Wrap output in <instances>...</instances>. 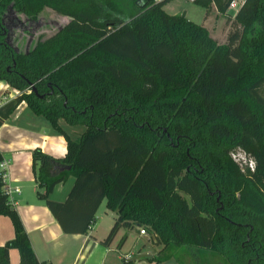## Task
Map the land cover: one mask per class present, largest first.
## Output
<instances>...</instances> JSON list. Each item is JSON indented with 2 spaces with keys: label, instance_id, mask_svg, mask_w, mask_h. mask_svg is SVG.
<instances>
[{
  "label": "trees",
  "instance_id": "trees-1",
  "mask_svg": "<svg viewBox=\"0 0 264 264\" xmlns=\"http://www.w3.org/2000/svg\"><path fill=\"white\" fill-rule=\"evenodd\" d=\"M172 0H0V81L19 93L0 107L2 126L20 104L67 143L63 158L32 153L38 190L66 234H87L100 205L116 213L102 242L142 228L161 264L191 252L198 264H264V0H192L225 17L224 43ZM8 7L69 22L24 51L9 42ZM63 123L82 125L74 139ZM237 150L251 169L232 156ZM3 156L0 153V162ZM74 177L67 198H51ZM15 236L0 264H42L0 174V216ZM125 237L121 240L124 242Z\"/></svg>",
  "mask_w": 264,
  "mask_h": 264
},
{
  "label": "crops",
  "instance_id": "crops-1",
  "mask_svg": "<svg viewBox=\"0 0 264 264\" xmlns=\"http://www.w3.org/2000/svg\"><path fill=\"white\" fill-rule=\"evenodd\" d=\"M237 1L240 5L243 2V0ZM238 8L234 10L233 15ZM17 92L4 81H0V107L15 98ZM62 125L68 132L66 124ZM68 133L73 137L70 132ZM74 133H78L76 136L79 137L82 132ZM36 148L55 158H63L67 153L65 138L52 128L48 120L35 115L26 103H22L0 126V153L3 159L9 161L7 185L20 191L12 194L14 207L42 264H155L147 258L156 255L160 248L155 247L151 241L148 242L149 236L140 234L138 227L128 230H136L140 236L147 237L141 247L138 243L133 248L127 246L129 236L124 232V228L120 229L109 245L102 243L108 236L116 216L113 217L110 229L102 237H98L95 233L96 219L87 234L64 233L45 202L37 196L38 186L32 158ZM73 183L74 177H70L58 184L51 198L59 202L64 201ZM66 185H68L67 189H65ZM103 203L106 206V201ZM14 236L15 230L11 218L0 216V246ZM123 237L126 240L121 242ZM172 260L174 259L166 260L161 264H168ZM19 262V252L12 249L10 264H19Z\"/></svg>",
  "mask_w": 264,
  "mask_h": 264
},
{
  "label": "rangeland",
  "instance_id": "rangeland-1",
  "mask_svg": "<svg viewBox=\"0 0 264 264\" xmlns=\"http://www.w3.org/2000/svg\"><path fill=\"white\" fill-rule=\"evenodd\" d=\"M164 10L168 14L177 15L186 13V18L189 20L204 25L210 35L216 39L219 43H224L225 38L228 32V27L225 25V17L217 13L213 9L211 15L205 20V10L194 4L191 0H172L165 5ZM229 14L233 16L234 10H230ZM3 25L8 31L9 42L16 46V48L24 51L27 48L33 46L38 38L49 37L55 34L60 28L66 25L69 22V18L57 14L51 9H44L37 17V19H32L26 15L16 11L12 7H8L3 15ZM65 124V123H63ZM68 132L72 134L74 131L79 133L85 131V127L82 125H65ZM73 132V138L76 139L78 133ZM237 160H240L241 166H246L244 160H247L248 163L252 164V159L248 157L244 158L240 150L235 152ZM235 157V158H236ZM254 163V162H253ZM250 166V165H249ZM66 185L65 189H67ZM116 216V213L108 210L104 203H102L96 213V222H95V233L98 237L105 235L113 224V217ZM124 232L128 233V243L127 246L135 247L138 243L140 247L145 243V239L149 236L146 232V238L140 236L136 230L125 229ZM150 242V239H148ZM131 248V249H132ZM176 255L179 257L181 264H198L197 258L191 252H176ZM168 264H178L176 259L170 261ZM211 264H225L223 259L215 257L211 260Z\"/></svg>",
  "mask_w": 264,
  "mask_h": 264
},
{
  "label": "built area",
  "instance_id": "built-area-1",
  "mask_svg": "<svg viewBox=\"0 0 264 264\" xmlns=\"http://www.w3.org/2000/svg\"><path fill=\"white\" fill-rule=\"evenodd\" d=\"M239 6H240L239 2H238L237 0H235V1H233V3L231 4V7H230L229 11H230V10H236ZM17 93H19V91H18ZM241 154L244 156V158H246V156H245L246 154H245L244 152L241 151ZM232 156H233V158H234V160H235L236 162H238L239 164H241V163H240V160H237V157L235 156V153H233ZM235 157H236V158H235ZM244 164H245V165H248V166L250 165L249 167H250L251 169H253V167H254V163H253V161H252V164H251V163L249 164L247 160H244ZM8 165H9V161H8V160L3 159V160L0 162V174H1L2 180H3L4 183H5V192H6L7 196H8V199H9L10 203H13V200H12V194H14V193H19L20 191H19L18 188H10V187L7 185V178H8ZM140 234H146L145 230L141 228V229H140Z\"/></svg>",
  "mask_w": 264,
  "mask_h": 264
},
{
  "label": "water",
  "instance_id": "water-1",
  "mask_svg": "<svg viewBox=\"0 0 264 264\" xmlns=\"http://www.w3.org/2000/svg\"><path fill=\"white\" fill-rule=\"evenodd\" d=\"M182 17H186V13H183V14H182Z\"/></svg>",
  "mask_w": 264,
  "mask_h": 264
},
{
  "label": "flooded vegetation",
  "instance_id": "flooded-vegetation-1",
  "mask_svg": "<svg viewBox=\"0 0 264 264\" xmlns=\"http://www.w3.org/2000/svg\"><path fill=\"white\" fill-rule=\"evenodd\" d=\"M9 36V35H8ZM7 39H8V37H7Z\"/></svg>",
  "mask_w": 264,
  "mask_h": 264
},
{
  "label": "clouds",
  "instance_id": "clouds-1",
  "mask_svg": "<svg viewBox=\"0 0 264 264\" xmlns=\"http://www.w3.org/2000/svg\"><path fill=\"white\" fill-rule=\"evenodd\" d=\"M246 156V155H245ZM247 157V156H246Z\"/></svg>",
  "mask_w": 264,
  "mask_h": 264
}]
</instances>
